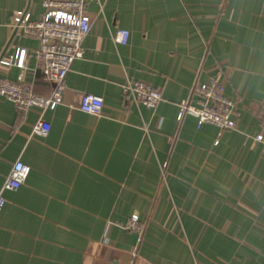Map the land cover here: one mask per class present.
Masks as SVG:
<instances>
[{
  "label": "crops",
  "instance_id": "crops-1",
  "mask_svg": "<svg viewBox=\"0 0 264 264\" xmlns=\"http://www.w3.org/2000/svg\"><path fill=\"white\" fill-rule=\"evenodd\" d=\"M44 0H0V58L21 46L26 69L0 63L49 97L32 37L12 38L15 13ZM93 21L67 91L104 101L101 116L58 105L18 110L0 95V264H264V0H88ZM119 29L127 43L115 41ZM127 77L162 91L150 109L126 99ZM220 80L237 128L198 127L178 103ZM30 173L3 189L14 163ZM137 214L143 232L126 224Z\"/></svg>",
  "mask_w": 264,
  "mask_h": 264
},
{
  "label": "built area",
  "instance_id": "built-area-1",
  "mask_svg": "<svg viewBox=\"0 0 264 264\" xmlns=\"http://www.w3.org/2000/svg\"><path fill=\"white\" fill-rule=\"evenodd\" d=\"M88 0H44L43 14L36 20L31 18L27 10L17 11L12 21V38L32 37L38 42L35 50L36 70L54 84L49 97L35 92L32 83L25 80V72L16 80L0 77V95L14 103L18 110L25 111L38 108L41 117L34 126V132L47 134L51 124L43 118L48 109L58 105H67L71 109L80 110L96 116H101L104 101L101 97L80 90L67 91L66 77L74 61L84 57L83 41L90 34L93 26L91 17L87 14ZM130 32L119 29L114 36L118 43L128 42ZM28 50L17 47L14 54L0 58V63L6 66H17L26 69L25 58ZM122 95L133 102L142 103L150 109L156 108L162 100V91L147 81L127 77L121 86ZM197 104L190 99L178 103L179 115H191L197 119L198 127L206 123L217 125L221 130L237 128L239 110L237 101L227 93V87L218 79H210L200 83L193 89ZM257 142L264 144V128L255 137ZM30 173V166L17 160L10 174L6 177L3 189L17 190ZM6 198L0 192V209L6 205ZM131 231L143 232V225L137 214L132 215L126 224Z\"/></svg>",
  "mask_w": 264,
  "mask_h": 264
}]
</instances>
